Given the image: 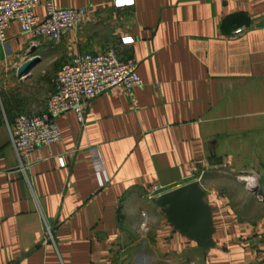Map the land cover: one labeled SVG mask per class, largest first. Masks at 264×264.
Masks as SVG:
<instances>
[{
	"label": "crops",
	"instance_id": "1",
	"mask_svg": "<svg viewBox=\"0 0 264 264\" xmlns=\"http://www.w3.org/2000/svg\"><path fill=\"white\" fill-rule=\"evenodd\" d=\"M114 1L52 0L89 10L58 41L23 35L17 23L5 31L0 264H264L263 1ZM36 13L44 15L43 3ZM126 37L133 41L123 44ZM107 49L138 63L142 85L95 97L83 125L73 111L58 116L62 140L20 170L10 142L15 116L45 111L62 64ZM92 145L108 175L103 186ZM220 180L232 184L225 191ZM192 181L211 213L204 245L176 231L156 203Z\"/></svg>",
	"mask_w": 264,
	"mask_h": 264
},
{
	"label": "built area",
	"instance_id": "2",
	"mask_svg": "<svg viewBox=\"0 0 264 264\" xmlns=\"http://www.w3.org/2000/svg\"><path fill=\"white\" fill-rule=\"evenodd\" d=\"M263 4H264V0ZM134 0H115V7L133 5ZM43 3L45 13L40 16L36 8ZM89 14L86 7L57 8L52 0H0V45L10 41L5 35L12 23L20 26L21 34L58 41L81 24ZM241 29L235 31L239 34ZM122 43L132 42L130 37ZM138 63L133 59H121L115 49L99 54H77L61 65L55 73L53 88L46 101L45 111L39 114L19 113L10 129V142L17 154L19 168L28 170L33 162L30 155L43 146L59 143L62 135L56 118L73 111L84 124L87 105L108 90H120L130 94L142 85L137 74ZM94 174L103 186L108 181L102 157L97 145L89 147ZM61 165L64 162L60 158ZM46 238L52 239L46 226Z\"/></svg>",
	"mask_w": 264,
	"mask_h": 264
},
{
	"label": "water",
	"instance_id": "3",
	"mask_svg": "<svg viewBox=\"0 0 264 264\" xmlns=\"http://www.w3.org/2000/svg\"><path fill=\"white\" fill-rule=\"evenodd\" d=\"M38 60L35 56L20 65L18 75H24ZM156 203L176 231L201 245L207 242L211 235V213L205 193L196 181L158 195Z\"/></svg>",
	"mask_w": 264,
	"mask_h": 264
},
{
	"label": "rangeland",
	"instance_id": "4",
	"mask_svg": "<svg viewBox=\"0 0 264 264\" xmlns=\"http://www.w3.org/2000/svg\"><path fill=\"white\" fill-rule=\"evenodd\" d=\"M6 103H5V101L3 102V98H2V96H1V94H0V114H2V115H5V112H6ZM230 182V181H229ZM228 182V180H220L219 182H218V185L216 184V186H218V188H222V190H227V184L229 183ZM230 184H232V181L230 182Z\"/></svg>",
	"mask_w": 264,
	"mask_h": 264
}]
</instances>
